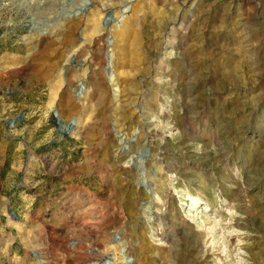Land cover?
Returning <instances> with one entry per match:
<instances>
[{
	"label": "rangeland",
	"instance_id": "374dc122",
	"mask_svg": "<svg viewBox=\"0 0 264 264\" xmlns=\"http://www.w3.org/2000/svg\"><path fill=\"white\" fill-rule=\"evenodd\" d=\"M0 264H264V0H0Z\"/></svg>",
	"mask_w": 264,
	"mask_h": 264
}]
</instances>
